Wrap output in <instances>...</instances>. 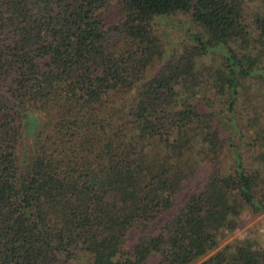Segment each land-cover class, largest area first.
<instances>
[{"label":"trees","instance_id":"trees-1","mask_svg":"<svg viewBox=\"0 0 264 264\" xmlns=\"http://www.w3.org/2000/svg\"><path fill=\"white\" fill-rule=\"evenodd\" d=\"M260 226L264 0H0V264H264Z\"/></svg>","mask_w":264,"mask_h":264},{"label":"rangeland","instance_id":"rangeland-1","mask_svg":"<svg viewBox=\"0 0 264 264\" xmlns=\"http://www.w3.org/2000/svg\"><path fill=\"white\" fill-rule=\"evenodd\" d=\"M181 19L182 20H180L179 22V24L178 25H171V29H173V31L176 29V32H175V35L176 36H180L181 35V33H183V27L181 26L182 25V23L184 22V17H181ZM174 21H178L179 19H177V18H175V19H173ZM190 171V170H189ZM223 171H226V169H223ZM205 172L206 173H213V169L211 168V167H209V166H206V165H204V166H202L201 168H200V170H198L197 172H195L194 174H195V176H194V178L193 179H197L198 177H200L202 174H205ZM260 216V215H259ZM259 216H257V217H255V218H252V219H246V221H244V223H242L240 226H239V228L236 230V231H234V232H232V233H228V235L225 237V239L223 240V242L224 241H227V240H231V239H233V237H235V236H238V237H240V238H242L243 236H244V233L246 232V230H247V228L249 227V226H251V224H253L254 223V221L256 220V219H258L259 218ZM259 230H260V232H261V235H263L264 236V227L263 226H260V228H259Z\"/></svg>","mask_w":264,"mask_h":264}]
</instances>
